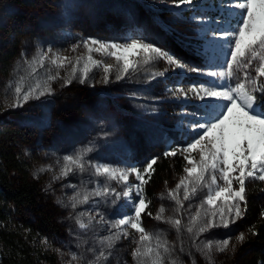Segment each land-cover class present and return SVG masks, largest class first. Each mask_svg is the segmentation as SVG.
Listing matches in <instances>:
<instances>
[{"label": "rangeland", "instance_id": "obj_1", "mask_svg": "<svg viewBox=\"0 0 264 264\" xmlns=\"http://www.w3.org/2000/svg\"><path fill=\"white\" fill-rule=\"evenodd\" d=\"M225 3L226 0H196L191 7L177 8L173 0H0V52L11 44L14 49L7 70L0 73V113H12L19 124L31 130L27 149L31 155V175L41 185L44 203L60 225L59 232L50 240L64 264H141V259L143 264H151L148 256L135 259L132 252L137 247L142 252L156 248V237L167 240L171 249L166 264L172 261L176 264H236L242 256L244 241L239 242L237 237L241 234L245 237L246 226L241 222V216L235 217V208L232 213L228 212L231 203L226 205L218 200L212 209L207 205L201 207L207 188L200 187L195 195H191L192 185L189 184L188 200L183 199V187L176 189L180 179L187 175L184 168L191 167L184 158L188 154L182 153L178 146L191 142L192 124L202 122L208 113L214 114L215 105L205 108L207 100L202 101L192 93L185 99L173 92L177 87L187 88L210 82L213 78L198 73L181 74L179 70L154 76L167 68L166 62L144 64L141 56H135L136 68L117 80L120 65L115 58L94 51L91 55L102 64L99 67L89 65L92 71L86 83L81 84L78 79L89 55L83 46V41L88 38L102 42H131L147 36L157 39L162 47L190 65L204 67L205 60L217 62L223 57L210 42L214 32L229 26L228 20L234 14L232 9L224 6ZM49 48L60 57H67L71 63L57 69L51 64L52 53H49L41 67L38 55ZM196 50L206 55L197 56ZM78 57L82 59L77 79L65 86L64 80ZM34 58L36 64L31 63ZM257 63L247 70L251 76L255 75ZM109 64L113 65L108 73L110 82L104 83L103 68ZM57 71L59 78L51 82L52 95L30 99L23 107H9L14 102L16 82L21 77L26 85H32L38 79L56 75ZM244 71L240 70L241 78ZM259 79L264 80V77ZM9 81L12 82L10 88L7 87ZM236 82L232 81L233 84ZM238 115L240 113H234V116ZM86 148L93 150L86 151ZM172 149L177 150L182 160L181 170H173L163 179L156 189L153 210L142 214L144 235L149 239L141 241V233L129 227L126 229L128 237L121 233L120 239L116 240L117 229L111 228V224L125 212L131 214L132 209L119 208L122 201L114 203L112 195L96 196L94 192L105 185L122 192L139 181L134 175L129 177V185L108 180L105 176L97 177L90 164L107 163L113 168L134 165L142 172L147 161ZM81 154L83 171L78 163L64 160L65 155L75 158ZM192 155L195 160L199 159L198 153ZM168 157L175 161L174 155ZM66 171L67 175H62ZM257 181L246 178L245 192ZM218 182L223 184V181ZM260 183L264 186V181ZM233 187L238 188V185L234 183ZM170 191L182 202L179 212ZM85 196L89 198L88 203L81 204ZM73 203L76 208L72 207ZM239 203L242 207V201ZM161 206L165 208L164 221L155 219ZM197 209L200 215L193 232L189 233L187 229ZM210 211L217 213L214 221L218 225L221 212L225 219L234 222L197 236V228ZM78 216L85 227L76 223ZM168 218L181 220L179 230L166 222ZM106 237H112V240H105ZM223 239H230V244L225 251L219 252L215 244ZM210 241L213 248L209 255L203 250ZM101 252L104 256H100ZM74 255L76 259H73Z\"/></svg>", "mask_w": 264, "mask_h": 264}, {"label": "snow or ice", "instance_id": "obj_2", "mask_svg": "<svg viewBox=\"0 0 264 264\" xmlns=\"http://www.w3.org/2000/svg\"><path fill=\"white\" fill-rule=\"evenodd\" d=\"M173 4L177 8L184 5L191 7L196 4V0H173ZM224 6L232 9L234 14L228 20L229 26L214 32V39L210 42L220 50L219 55L223 57L217 62L210 63L205 60L204 67L190 65L181 57L162 47L157 39L147 36L132 39L131 42H102L96 38H88L83 41V46L89 55L83 64L78 79L79 83H86L89 73L92 71L89 65L99 67L102 64L101 60L94 59L91 55L94 51L115 58L120 65L119 74L116 76L117 80L124 78L130 69L136 68L135 56H141L144 64L160 60L166 62L167 68L154 73V76H165L168 72L179 70L181 74L198 73L213 78L212 81H206L199 85L192 84L187 88L177 87L173 92L174 95L178 93L185 99H188L189 93H192L202 101L207 100L204 105L205 108L215 105L214 114L208 113L202 122L195 121L192 124L191 142L183 147L178 146L182 153L188 154L184 158L191 167L184 168L187 175L180 179L176 189L179 190L183 187V199L188 200L190 199L189 184L192 185L191 195H195L200 187L207 188V196L201 207L207 205L212 209L217 206L218 200L226 205L231 203L228 212L232 213L233 208H235L234 215L239 218L242 214L239 202L246 199V178L251 177L264 181V82L259 80V78L264 77V0H226ZM164 28L171 31L167 26ZM73 50H75V46H73ZM49 53H52L51 64L57 69L71 63L67 57H60L49 48L38 55V62L41 67H43L44 61L49 58ZM129 54H131V59ZM21 55L23 56L24 53L22 52ZM195 55L204 56L206 53L196 50ZM81 59L78 57L76 64L72 65L68 78L64 80L65 86L77 79ZM256 61L258 63L254 66L255 75L251 76L247 70L253 67ZM31 63L36 64L37 60L34 58ZM112 67L111 64L104 66V83L110 82L108 73ZM241 69L245 70L242 73V78ZM34 73L35 69H33ZM58 78L59 71L56 75H48L46 79H38L34 84L26 85L24 77H21L14 88V102L9 107H23V104L30 99L52 95L54 90L51 87V82ZM233 80L237 82L233 84ZM217 81H223V83H217ZM7 87H12L11 81L8 82ZM236 112L240 115L234 116ZM229 123H231V127H229ZM92 150V148H86V151ZM193 153H198V160L193 158ZM176 154V149L164 153L165 156ZM156 159L153 157L147 161L142 172L134 165L113 168L107 163L95 162L90 164V167L95 169L97 177L105 176L108 180L129 185V177L134 175L139 181V183L129 185L122 192L115 187L109 188L106 185L94 192L96 196L112 195L115 197L114 203L116 200L122 201L118 205L119 208L132 209L131 214L125 212L111 224V228L117 229L116 240L120 239L121 233L127 238L129 232L126 229L129 227L141 233V241L149 239L148 236L144 235L145 229L142 227V214L149 206L142 186L147 182L144 177L150 173ZM64 160L78 163L81 171H83L82 154L75 158L71 155H65ZM234 173L237 175H233ZM62 175H67V171ZM218 181H223V184L221 185ZM234 183L238 185V188L233 187ZM133 189L135 190V197L138 199L133 196ZM169 195L176 201V211L179 212L182 202L173 192L170 191ZM88 200L89 198L85 196L80 203H88ZM76 206V203L72 204L73 208ZM164 212L165 208L161 206L155 219L164 221ZM147 214L152 215L151 212ZM199 215L200 211L197 209L196 214L191 217L190 226L187 229L189 233L193 232ZM216 215L215 211L206 213V218L196 230L197 236L217 226L228 227L230 223L234 222L231 219H225L223 212H221L218 225L214 221ZM166 222L179 230L180 219L168 218ZM76 223L82 228L85 227L79 216ZM244 239L243 234L237 237L239 242H243ZM105 240L111 241L112 237H106ZM156 240L157 245L154 249L148 248L142 252L139 247L135 248L132 252L133 258L140 259L148 256L151 264H166L171 249L168 247L167 240L161 241L159 237H156ZM229 244L230 239H223L216 242L215 248L217 251L223 252ZM109 247H111V243H109ZM212 248L213 243L210 241L204 245L203 251L210 255ZM100 256H104V253L101 252ZM73 259H76L75 255ZM141 264H143L142 259ZM171 264H176V262L172 261Z\"/></svg>", "mask_w": 264, "mask_h": 264}, {"label": "trees", "instance_id": "obj_3", "mask_svg": "<svg viewBox=\"0 0 264 264\" xmlns=\"http://www.w3.org/2000/svg\"><path fill=\"white\" fill-rule=\"evenodd\" d=\"M13 50L11 44L0 52V73L7 70ZM31 135L12 113H0V264H64L50 240L60 225L44 203L41 185L31 175L27 150ZM174 157L175 161L162 154L145 176L146 211L153 210L156 189L163 179L173 170H181L182 160L177 154ZM245 197L240 220L246 235L236 264H264V186L260 180L246 189Z\"/></svg>", "mask_w": 264, "mask_h": 264}]
</instances>
